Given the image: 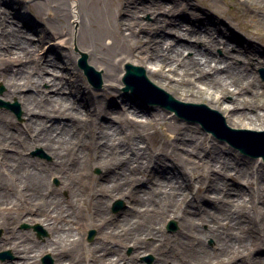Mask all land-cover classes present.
<instances>
[{
  "label": "bare ground",
  "instance_id": "bare-ground-1",
  "mask_svg": "<svg viewBox=\"0 0 264 264\" xmlns=\"http://www.w3.org/2000/svg\"><path fill=\"white\" fill-rule=\"evenodd\" d=\"M22 1L0 0V81L6 86L5 98L17 99L26 119L15 127L23 132L19 137L0 119V156L9 171L4 174L0 169V202L6 204L17 194L16 187L23 184L34 198L32 204L39 205L41 200L42 204L33 214L27 207L16 218L0 220L6 232L0 237V250L12 248L22 259L16 264H34L36 251H50L57 264H81L82 260L69 262L70 251L58 244L65 235L77 244L76 231L89 222L77 215L78 203L71 208L77 220L71 213L69 219L61 220L56 214L60 209L56 196L47 199L43 190L51 171L59 174L61 189L72 192V172L99 165L105 183L100 186L102 194L120 196L133 204L119 215L120 225H131L129 235L116 236L112 241L115 246L103 239L95 248L107 256H101L105 264H119L122 251L130 243L136 252L151 250L155 264H204L212 258L225 264H246L247 257L240 258L242 255L232 253L233 249L246 246L240 242L248 230L258 239L262 232L252 216L240 215L233 207H246V197L260 194L264 171L251 160L226 154L198 130L190 133L177 124L166 134V146L157 149L159 131L155 127L169 125V118L146 100L161 106L162 97L140 91V79L122 81L121 64L143 66L156 87L181 102L207 103L226 117L230 127L264 130V82L254 79L253 73L255 68L264 67V14L251 21L258 31L243 28L250 36L244 40L224 19L220 0H212L217 9L213 5L201 7L193 0H31L27 5ZM252 1L234 0L230 6L245 14L246 5ZM36 19L41 22L36 24L39 27L33 24ZM34 29L39 31L37 37L30 36L36 35ZM54 37L66 39L39 55L47 40ZM72 43L87 54L88 65L103 70L105 86L114 89L111 93L118 92V83H129L137 93L128 90L134 95L120 96L125 110L111 107L91 89H83L85 80L76 71L78 55ZM47 52L53 60L48 59ZM61 57H67L71 66L64 65ZM46 73L51 76L46 77ZM44 82L51 84L53 93L40 89ZM29 89L35 92H25ZM228 96L233 98L229 104ZM190 109L183 110L192 115L189 112L195 109ZM108 114H115L117 123L99 122L101 115ZM56 117L59 120L55 121ZM79 136L83 137L80 141ZM34 147H42L53 157L43 170L36 169L38 163L25 155ZM139 183L145 186H137ZM71 195L76 201V192ZM213 197L217 204L205 203ZM24 217L42 222L56 240L35 244L19 231L14 235L12 221L19 223ZM171 217L179 220L177 246L181 249L167 254L159 246L163 237L156 225L160 219ZM260 222L264 225V210ZM210 238L216 250H209ZM254 244L253 252L259 248L261 252V244ZM111 253L117 257H110ZM252 262L264 264V255Z\"/></svg>",
  "mask_w": 264,
  "mask_h": 264
},
{
  "label": "rangeland",
  "instance_id": "rangeland-1",
  "mask_svg": "<svg viewBox=\"0 0 264 264\" xmlns=\"http://www.w3.org/2000/svg\"><path fill=\"white\" fill-rule=\"evenodd\" d=\"M98 1H107V0H98ZM196 4L200 5L201 7L206 8H211L212 5L216 7H219L220 12L222 13L224 19L228 22H230L233 27L236 30V34L243 35L244 40H249L248 38L250 37L248 34L244 32L243 28H250L258 31L252 24V20L256 18H261L263 17L264 14V0H254L252 3H248L246 5V11L247 13H242L234 11L233 8L230 6L231 2H234V0H220L219 4L217 6V3L212 0H193ZM24 5H27L31 2V0H23L22 1ZM29 11L25 10V16H28ZM145 19H149V16H146ZM35 27H39L36 24L40 25L41 22L39 20H35L34 23ZM75 24H74V35H75ZM36 31V35L32 34L30 36L32 37H37V34H39V31L34 29V32ZM30 39V38H29ZM66 38L62 37H54L51 40H47V42L44 44V48L41 51V54L39 55H44L47 49L57 47L58 44H62L63 41ZM33 40V39H32ZM36 39H34L35 41ZM73 52L75 55H78V57L75 60V66L77 67L76 71L79 73V75L84 78V84H83V89H91L95 94H97L98 97H101L103 99V102L105 104H110L111 107L114 106L118 110H125L124 107H122V102H121V95H127L131 96L134 95L133 93H127L124 91V86H120L118 83L117 87L115 90L118 92H115L114 94L111 93L114 89H108V87L105 86V82L103 81V70L102 69H96L93 66H91L96 72L99 73L100 75V81H101V86L96 87L95 85L91 84L87 77L85 76L84 72L78 65L79 59H81L82 55H86L87 59L88 56L85 52H81L75 44H71ZM40 53V52H39ZM47 57L49 60H53L54 56L49 55V53H46ZM62 58V63L64 65H69L67 57H61ZM41 61V59H39ZM127 62L121 64V68L123 70L121 74V79L123 81L124 74H125V69L124 66ZM71 66V65H69ZM143 67V66H142ZM145 71V68H143ZM264 67H257L253 70V73L255 74L254 79H257L258 81L264 82ZM146 74V73H145ZM46 77L51 76V73H46L44 74ZM147 77V76H146ZM149 80V79H148ZM151 82V80H149ZM154 84L153 82H151ZM155 85V84H154ZM51 84H48L47 82L41 83L40 84V89L43 90L44 93H53V90H51ZM159 88V87H158ZM6 91V86L3 81H0V119H4L3 124L4 126L10 130L13 131L17 137L22 136L23 132L21 129L15 128L16 126L24 124L26 121L25 116H24V110L22 109L21 103L13 98H5L4 93ZM35 92L34 89H29L25 92ZM232 96L226 97V103L229 104L230 101L232 100ZM148 105H150L153 108H156L160 111H164L167 114V117L169 118V125L167 126H160L158 125L155 127L156 130L159 131L158 135L155 137V142L156 145L159 146V148H164L163 146H166V139H167V133H170L173 126L175 124L180 125V127L183 128V130H186L190 133H195V130H198L203 136H208L213 139L214 144H219L220 148L224 150L226 154H232V155H237L240 157V159L244 160H251L255 163L256 166L261 167V171H264V159L261 157L254 158L250 155L243 154L240 152V150L234 146H232L229 142L226 140H221L214 136L213 134L207 132L204 128L199 123L186 120L183 118L178 117L176 114L175 116L173 115V112H169L166 110L164 107L158 105V104H153L149 100H146ZM201 103V102H199ZM204 104H207L203 102ZM218 115H220L225 123H227L226 117L219 111L213 109ZM115 114H108V115H101L99 118V122H107V121H114V123H117V121L113 120ZM54 120H59L58 117L54 118ZM63 120H66L63 118ZM49 122V120H48ZM227 125V124H226ZM229 126V125H227ZM241 129H246V128H241ZM154 128L150 129L151 132H153ZM251 130V129H250ZM83 139L82 136H79V141ZM30 160L35 161L38 163V167L36 169L38 170H43V168L46 165L51 164L53 157L42 147H34L31 148L27 151L25 154ZM126 155V153H124ZM43 165V166H42ZM75 168V167H73ZM0 169L3 170L4 174H8V170H6V165L5 161L3 158L0 156ZM103 174V169L101 166L96 165L92 167L91 169H82L79 172H72L71 176H69V181L74 182L73 185V191L76 192V201L72 200L70 196L71 190L66 188V189H61L63 187V182L59 179V174L55 171L49 172V177L47 179V186L43 190V194L45 198L47 199H54L55 197L51 196H56L57 198V203L60 205V209H58V212L56 214H59L60 219H69V213L72 214L71 208L73 207L74 204H79V211L77 212V215L80 216V219L87 220L89 222V225L87 227L80 226L78 230L76 231V239H78L77 244L75 242L69 241V238H72L71 236H63L62 239H60L59 242V248L64 249L66 251H70L68 258L69 262H72L73 259L74 262H77V260H82L81 264H105V261L101 259V256H103L105 259H108L106 255L102 254V252L98 251L96 246L101 244V241L103 239H107L108 242L112 243L111 246H115L116 243L115 241L112 242L116 236H125L129 235V231L131 230V225L129 224H121L119 221V215L126 209H131L133 207V204L131 201H128L127 199H124L120 196H112L110 194H102V191H100V186L101 184H105L101 180V175ZM242 183L244 181L241 180ZM262 182V181H261ZM137 186H142L144 187V183H139L136 184ZM197 185V183H196ZM243 188L248 189L247 185L240 184ZM134 186V185H132ZM28 185H19L16 187V192L14 196L12 195L11 199L7 201L6 204L0 202V220L3 221L4 219H13L16 218L17 216H20L23 214L24 209L27 207L32 209V213H35L37 209H39V205L42 204V200L39 201V205H33L32 204V199H34L28 192L27 194V189ZM77 191H76V190ZM263 189V190H262ZM250 191V188L248 192ZM258 196L255 194L253 198L246 197V207L244 206H235L233 209L240 211V215L242 213L244 214H249L252 216L256 223L258 224V229L262 232L261 233V238L258 239L257 235H255L252 231L250 232L249 230L247 231V235L243 234L244 237L241 236V241L240 243L246 244L245 247H240L239 249L234 248L232 253H235L238 255L240 253V258L241 257H247L245 262L246 264H252L255 258H259L261 254L264 255V225L260 222V212H263L264 210V187L259 189ZM25 192V193H24ZM23 193L25 196H23ZM232 198H234L236 195L232 194ZM236 198V197H235ZM121 202L122 205L117 204L118 202ZM228 201V200H227ZM36 202V201H34ZM218 201H216L213 197V200H208L205 201L206 204L209 206L213 204H217ZM236 202V201H235ZM227 204V203H226ZM235 204V203H234ZM72 214V219L77 220L78 216ZM27 217L23 218V221L21 222H16L15 220L12 221V224L15 227L14 230V235L19 231L24 239L27 238V241L30 243H35V244H43L46 243L47 240L53 241L54 235L52 232L49 231L46 225H44L40 221L36 222H30L26 220ZM136 222L139 220H135ZM172 222L175 223V228H172ZM234 224V221H232ZM244 223V222H243ZM77 224H75L76 226ZM237 224H235L236 226ZM159 230V235L160 237H163L161 241L159 242L160 248L167 254H170L171 250H174L175 252H178L181 248L177 246V241L179 239L177 232L180 229V224L179 220L175 218H168L167 220H161L160 222L157 223L156 225ZM244 226V225H243ZM204 230L207 228V224H204L202 227ZM100 229V230H99ZM135 229V228H134ZM91 232H94L92 235L90 234ZM6 232L5 229L0 226V237L5 236ZM152 238H149L151 240ZM74 241V240H73ZM236 242L239 243V240L236 239ZM261 244L262 246V251L259 252H253V246L255 245L254 243ZM76 245L77 248L76 249ZM207 245L209 250H216L214 249V241L213 239H208L207 240ZM68 251V252H69ZM4 253V255H3ZM180 253V252H179ZM0 264H16V262H21L22 259L18 256H16L13 253L12 248L9 246H6L4 249L0 250ZM115 255L114 253H111L109 255L110 257H117L113 256ZM33 256H35L34 259V264H57L55 261V258L52 256L51 252H44L43 251H36L33 252ZM122 257L123 259H119V264H155L156 261V256L151 250H141L140 252H136L133 248L132 243L128 245L124 250L122 251ZM108 261V260H106ZM239 262V261H238ZM170 264V263H169ZM204 264H225L221 261H219L216 258H212L210 261H207Z\"/></svg>",
  "mask_w": 264,
  "mask_h": 264
},
{
  "label": "water",
  "instance_id": "water-1",
  "mask_svg": "<svg viewBox=\"0 0 264 264\" xmlns=\"http://www.w3.org/2000/svg\"><path fill=\"white\" fill-rule=\"evenodd\" d=\"M79 66L83 69L90 83H92L96 87L101 86L100 75L90 65L87 64L86 55H82V58L79 60ZM124 68L126 71L124 80L126 82L129 77H133V79L136 80H142L141 90L161 96V105L168 111L175 112L178 116L183 118L186 117L190 121L200 123L207 132L212 133L214 136L221 140H227L241 152L249 154L254 158L262 157L264 159V131H253L248 129H236L229 127L226 125L224 119L220 115H218V113L210 109L205 104H193L178 101L169 93L156 87L148 80L145 71L141 66L126 63ZM127 87L129 88V83ZM185 108H192L195 110L189 112L192 113V115H188L186 111L183 110ZM199 108H202L204 112L199 111ZM206 113L214 116V118ZM234 137H237V140L234 139ZM120 204L122 203L120 202ZM92 234L93 232H91V235Z\"/></svg>",
  "mask_w": 264,
  "mask_h": 264
}]
</instances>
